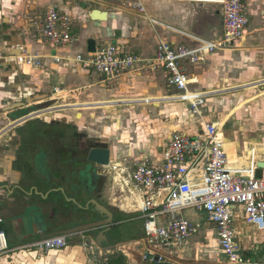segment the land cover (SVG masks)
Instances as JSON below:
<instances>
[{
	"label": "crops",
	"instance_id": "0c3cea01",
	"mask_svg": "<svg viewBox=\"0 0 264 264\" xmlns=\"http://www.w3.org/2000/svg\"><path fill=\"white\" fill-rule=\"evenodd\" d=\"M84 3L78 0H0V210L2 229L12 250L1 264H215L221 261L216 228L209 224L205 213L195 211H186L183 216L200 225L199 234L181 246L162 247V259L151 257L146 261L145 221L136 205L139 193L128 178L126 184L118 185L114 181L113 165L129 167L139 159L161 165L162 152L174 134L195 136L201 132L202 121L185 114L190 105L180 101L177 95L176 99L167 95L172 89L167 86V73L163 69L124 75L113 90H107L112 93L118 85L117 94L127 92L112 100L118 102L115 107L125 109L117 124L120 132L115 142L102 137L90 143L86 136H70L66 133L68 129L61 125L71 123L69 116L62 115L65 111H74L75 107L87 110L86 104L91 102L64 105L59 112H53L56 105L40 104L57 101L61 93L70 94L72 80H80L89 88L99 90L108 82L75 61L77 55L88 53L89 40H95L96 47L118 44L124 52L141 55L148 61L155 58L161 42H176L194 49L203 47L204 43L219 42L223 28L214 14L218 0H138L132 14L135 18L131 17L130 21L103 11L104 0L90 2L97 6L92 11ZM244 3L250 26L240 47L207 54L197 63L200 67L190 62L184 64L191 80L189 98L207 95L202 108L205 122L217 123L223 134L227 132L224 141L235 168H248L264 156V143L260 139H254L253 145L245 133L235 134L229 129L227 120L236 105L231 97L245 91L244 85L261 82L257 89L264 95V0H245ZM51 7L73 20V33L80 38L73 47L60 48L40 42L34 33L31 19L39 15L37 11L41 15ZM95 10L108 13V20H93L90 15ZM28 55L40 56L42 68L22 64L20 58ZM140 88H145L142 94L138 91ZM227 88L234 90L214 96ZM133 93L135 95H131ZM42 96L49 98L37 100ZM217 103L224 107V112L228 106L232 109H228L224 117L220 115L219 121L211 114V107ZM22 104L24 106L19 107ZM46 105L48 109L34 112ZM14 107L18 108L11 110ZM55 113L56 118L50 117ZM26 118L32 120L21 124V119ZM36 123L39 128L34 129L35 133L25 132ZM93 148L111 150L110 168L87 161ZM89 177L93 178L88 182L91 191L87 192L82 182ZM130 192H134V197ZM92 200L117 217L116 225L108 234L111 246L97 244L98 231L60 235L71 228L102 220L101 215L93 211ZM234 225L244 254L264 264V231L251 225L240 208L236 209ZM51 234L65 236L67 248L48 253L32 248ZM91 246L95 256L91 255ZM122 258L124 261L118 262Z\"/></svg>",
	"mask_w": 264,
	"mask_h": 264
},
{
	"label": "built area",
	"instance_id": "2783aa9c",
	"mask_svg": "<svg viewBox=\"0 0 264 264\" xmlns=\"http://www.w3.org/2000/svg\"><path fill=\"white\" fill-rule=\"evenodd\" d=\"M244 2L218 0L224 10V36L219 42L204 43L194 51L185 44L161 42L155 58L148 61L141 55L124 52L118 44H110L96 47L95 53L75 58L84 69L93 70L106 81L134 72L163 69L167 73L168 88L177 93L180 101L191 106L193 117L202 121L201 132L195 136L174 134L162 152L161 165L139 159L129 167L110 166L118 185L126 184L128 178L139 193L136 205L145 221L146 261L151 257L162 259V247L181 246L199 234L200 225L183 216L186 211H195L205 213L209 224L217 230L222 259L215 264H259L246 256L238 244L234 222L236 209L240 208L251 225L264 231V156L248 168L233 167L222 128L217 123L205 122L202 108L207 95L189 98L191 80L184 65L185 62L197 64L205 55L216 51H233L240 47L250 26ZM31 25L40 42L55 47L70 48L80 41L73 33V20L56 7L34 16ZM20 62L28 68L43 66L38 55L22 57ZM259 170L261 176L257 178ZM165 218L168 220L163 222ZM2 224L0 210V264L12 252ZM67 245L65 236H55L35 243L32 248L48 253L64 250ZM90 249L92 252L93 246ZM91 255L95 256L94 252Z\"/></svg>",
	"mask_w": 264,
	"mask_h": 264
},
{
	"label": "rangeland",
	"instance_id": "374dc122",
	"mask_svg": "<svg viewBox=\"0 0 264 264\" xmlns=\"http://www.w3.org/2000/svg\"><path fill=\"white\" fill-rule=\"evenodd\" d=\"M34 1V0H31ZM79 2H82L88 6V9L90 11L94 10L97 8V6L93 5L92 3L84 0H78ZM138 0H104L105 6L103 8V11H110L114 13L115 15H119V18L122 19L123 21H127V19L135 16H132L134 11L136 10V7L134 6V3H136ZM215 10V18L222 24L223 28V36H224V10L222 5L220 4H214ZM99 8V7H98ZM46 12V11H44ZM44 12L41 14L43 15ZM37 13L40 15L41 12L37 11ZM142 29V25L140 26V31ZM222 36V37H223ZM238 51V50H237ZM197 67H200L199 64H197ZM136 73V72H135ZM119 79L112 80L106 82L104 85H102L103 89L99 90L96 88H89L88 84H84V82H80V80H72L70 84V94H59L58 98L55 99L57 101L52 102L51 100L40 102V104H47L49 103L52 107L56 105L54 108L53 112H59L63 111L62 106L64 105H74L76 106L79 103L83 102H88L91 104H86L88 106L87 110H82L79 109V107H75V110H68L65 111L66 113L62 114L65 116H69L71 118V123L70 124H61L62 126L65 127V130H67L70 136H75V134L82 136H86L87 142H94V140H98L99 138L101 139L102 137H105L104 139H110L112 142H115L116 138L119 137V132L117 130V124L120 122L122 119L120 118L123 117L124 110L121 109V107H115L118 102H113L112 100L116 98L117 96H123V94H117L116 88L114 92H107V90H113L114 84L118 82ZM119 83V82H118ZM259 83H253L250 85H244L246 88L245 91H241L240 93H236L234 96L231 97V100L233 103H236L234 106V110L229 114V117L227 120H229L230 126L229 129H233L234 133H245L247 138L249 139L248 141L251 142L253 145L255 142L254 139H260L262 143H264V95L263 93L260 94L261 89H257L258 86L260 85ZM112 85V86H111ZM264 85V82L263 84ZM88 87V88H85ZM100 87V85H99ZM98 87V88H99ZM142 90H145V88H140L138 91L139 93L142 94ZM234 88L230 89H223L220 91H217L218 93L215 94H226L227 92H233ZM250 90V91H247ZM76 91V92H75ZM81 92V93H80ZM134 92V90L132 91ZM131 95H135L134 93ZM167 95L170 98H175L177 95L175 91L169 90V93ZM263 95V96H262ZM167 97V96H166ZM176 99V98H175ZM112 101V102H109ZM93 102V103H92ZM98 102V103H96ZM111 103V105L108 104ZM103 104L100 107L99 105ZM60 105V106H58ZM211 107V106H210ZM208 107V110L210 109ZM212 113L214 116H216V119H221L223 114L225 112H228V109L231 111L232 109L227 108V110L224 112V107H220V105L217 103V105L212 106ZM48 109V108H47ZM92 109H98V110H92ZM41 110H46L45 107L37 108L34 112H38ZM192 110L191 106H189V111L188 113L185 112V114H188L189 116H192L190 111ZM62 113V112H61ZM61 115V114H60ZM221 115V118H220ZM57 114H52L50 117L56 118ZM49 117V118H50ZM45 118V119H43ZM41 120H46V117L40 118ZM40 120V121H41ZM226 120V121H227ZM52 122H55V119L52 120ZM225 122L223 123V125ZM36 124H31L28 128H26L25 132L28 131H34V129H38ZM119 125V124H118ZM67 126V127H66ZM116 127V128H115ZM122 128V125H121ZM62 129V127H61ZM41 130L39 129V132ZM227 135V132L223 134V138H225ZM243 137V135H242ZM109 140V141H110ZM89 143V144H90ZM251 144V145H252ZM231 145V144H230ZM232 146V145H231ZM247 144H245V151H247ZM233 147V146H232ZM264 150V147H263ZM251 152V150L249 151ZM190 213H188V216Z\"/></svg>",
	"mask_w": 264,
	"mask_h": 264
},
{
	"label": "water",
	"instance_id": "95a60500",
	"mask_svg": "<svg viewBox=\"0 0 264 264\" xmlns=\"http://www.w3.org/2000/svg\"><path fill=\"white\" fill-rule=\"evenodd\" d=\"M91 18L93 20H100V21H107L108 20V13L95 10L91 12ZM100 16V17H99ZM96 46L97 43L95 40H89L88 41V53H95L96 52ZM43 98H38L37 100H47L48 96H42ZM34 100V101H37ZM24 106L23 104L19 107ZM18 107H14L11 110H14ZM45 108H49L48 105L45 106ZM34 113V112H32ZM31 113V114H32ZM87 161L91 164H94L98 167H110L111 165V150L108 148H93L90 150ZM259 167H263V164H259ZM261 171L259 170L257 172V178H260ZM94 206L95 212L101 215L102 220H99L98 222H93L86 225L77 226L75 228L69 229L67 232H61L60 235H70L74 233H80V232H88V231H98V238H97V244L100 247H104L105 244L108 246H111L110 239L108 238L109 232H111L112 228L116 225L117 217L111 212L108 208L101 205L95 200H92L90 202ZM90 209V207H88ZM59 234H51L46 235L44 239L51 238L58 236Z\"/></svg>",
	"mask_w": 264,
	"mask_h": 264
},
{
	"label": "flooded vegetation",
	"instance_id": "af4514ba",
	"mask_svg": "<svg viewBox=\"0 0 264 264\" xmlns=\"http://www.w3.org/2000/svg\"><path fill=\"white\" fill-rule=\"evenodd\" d=\"M39 118H42V117H39ZM33 119H36V118H33ZM28 120H32L31 118H26V119H21V124H23V123H25V122H27ZM20 121V120H19ZM91 178H93V177H89V178H85V180H83V185H85V190L87 191V192H89V191H91V185H90V183L88 184V182L89 181H92V179ZM91 179V180H90ZM81 226V225H80Z\"/></svg>",
	"mask_w": 264,
	"mask_h": 264
},
{
	"label": "bare ground",
	"instance_id": "6f19581e",
	"mask_svg": "<svg viewBox=\"0 0 264 264\" xmlns=\"http://www.w3.org/2000/svg\"><path fill=\"white\" fill-rule=\"evenodd\" d=\"M99 17H100V16H99ZM175 44L178 45V43H176V42H175ZM189 49H190L191 51L196 50V49H194V48H190V47H189ZM192 98H193V97H191L190 99H192ZM220 128H221V127H220ZM125 186H126V185H125ZM130 186H131V185H130ZM132 191H133V190H132ZM127 193H128V192H127ZM133 193H134V192H133ZM135 193H136V192H135ZM137 197H138V195H137ZM126 198H127V197H126ZM139 200H140V199H139ZM134 202H135V201H134ZM126 204H127V203H126ZM122 205H123V204H122ZM135 207H136V206H135Z\"/></svg>",
	"mask_w": 264,
	"mask_h": 264
},
{
	"label": "trees",
	"instance_id": "16d2710c",
	"mask_svg": "<svg viewBox=\"0 0 264 264\" xmlns=\"http://www.w3.org/2000/svg\"><path fill=\"white\" fill-rule=\"evenodd\" d=\"M124 261V259L122 258V259H118V262H123ZM117 263V262H116ZM116 263H114V264H116ZM113 264V263H112Z\"/></svg>",
	"mask_w": 264,
	"mask_h": 264
}]
</instances>
